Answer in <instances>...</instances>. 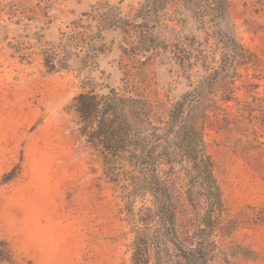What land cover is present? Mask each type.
Returning <instances> with one entry per match:
<instances>
[{"label": "rangeland", "instance_id": "obj_1", "mask_svg": "<svg viewBox=\"0 0 264 264\" xmlns=\"http://www.w3.org/2000/svg\"><path fill=\"white\" fill-rule=\"evenodd\" d=\"M143 1L0 0V242L17 264H130L121 193L78 133L74 98L128 92L143 97L152 121L162 123L190 85L218 68L222 53L208 19L198 25L178 0L139 34L99 29L87 18L111 7L139 24L133 17ZM228 13L254 63L234 65L229 101L213 91L229 125L209 113L206 145L223 205L238 226L215 239L210 264H264V0H229ZM72 24L94 36V51L82 49L67 70L48 72L43 49L77 53L67 39ZM16 166V176L1 184ZM142 205L149 199L134 207ZM190 217L180 216V230L192 235Z\"/></svg>", "mask_w": 264, "mask_h": 264}, {"label": "trees", "instance_id": "obj_2", "mask_svg": "<svg viewBox=\"0 0 264 264\" xmlns=\"http://www.w3.org/2000/svg\"><path fill=\"white\" fill-rule=\"evenodd\" d=\"M170 2L144 0L133 17L140 20L139 24L123 18L118 8L111 7L100 6L87 18L97 19L99 29L139 34L149 29L151 20L159 21ZM178 3L180 10L198 25H205L204 19H208L222 53L218 68L190 85L164 122L154 123L147 101L128 92L121 94L110 89L105 95L86 92L74 98L78 133L98 154L105 176L121 193L123 211L131 226L130 264H210L219 250L215 239L229 238L238 226L223 205L205 131L211 112L223 115V123L229 125L227 111L217 106L213 91L219 90L221 100L229 101L232 83L227 80L233 81L236 76L234 65L254 63L253 55L236 39L228 13L229 0ZM84 29L82 24H72L67 38L77 53L66 49L42 50L43 67L48 72L67 70L71 57L78 58L82 49L87 55L94 51V36L78 31ZM17 169L16 166L5 174L1 184L10 182ZM146 198L149 205L135 209L136 202ZM186 211L192 214L187 219L195 229L192 235L180 230V216ZM239 256L248 258L245 253ZM0 263L17 264L3 241Z\"/></svg>", "mask_w": 264, "mask_h": 264}]
</instances>
